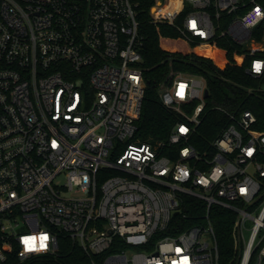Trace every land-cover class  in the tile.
<instances>
[{"label": "built area", "instance_id": "2783aa9c", "mask_svg": "<svg viewBox=\"0 0 264 264\" xmlns=\"http://www.w3.org/2000/svg\"><path fill=\"white\" fill-rule=\"evenodd\" d=\"M136 6L0 0V264L56 254L60 235L88 255L119 236L127 247L101 264H222L221 209L235 216L228 264H264L259 117L214 105L229 122L198 137L207 81L172 71L160 97L182 119L166 139L141 141L147 82ZM150 17L190 41L230 38L250 52L248 73L264 78L260 0H154Z\"/></svg>", "mask_w": 264, "mask_h": 264}, {"label": "trees", "instance_id": "16d2710c", "mask_svg": "<svg viewBox=\"0 0 264 264\" xmlns=\"http://www.w3.org/2000/svg\"><path fill=\"white\" fill-rule=\"evenodd\" d=\"M137 4L139 30L143 37L141 48L142 66L147 82L140 118L137 121V136L144 142L166 139L174 126L182 119L173 109L165 106L160 97L162 84L170 79L172 71L203 76L210 94L207 98L206 116L199 127L198 137L212 138L229 122L222 111L214 105L230 109H253L258 117V128L264 132V94L257 88L264 83L263 77L248 73L250 52L230 38L221 37L209 43L190 41L168 23L153 22L150 7L154 0H134ZM264 5V0H260ZM258 39L264 38V21L257 27ZM199 143V142H198ZM235 216L219 210L214 213L215 228L221 250L222 264H228L236 251L232 236ZM189 225H181L182 230ZM170 226L165 233L174 231ZM59 251L56 254L35 256L24 264H94L113 252L125 249L119 236L113 245L101 255H88L68 236L60 235Z\"/></svg>", "mask_w": 264, "mask_h": 264}, {"label": "snow or ice", "instance_id": "6c2138e0", "mask_svg": "<svg viewBox=\"0 0 264 264\" xmlns=\"http://www.w3.org/2000/svg\"><path fill=\"white\" fill-rule=\"evenodd\" d=\"M193 26H195V25H193ZM256 69H257V71H259V69H260V65H257V66H256ZM181 131L184 132V131H186V129H183V128H182ZM242 191H243V190H242ZM46 239H47L46 236H45V237H42V240H46ZM25 243L28 244L29 247H31V243H30L29 241H25ZM43 246H44V245L42 244L41 247H43Z\"/></svg>", "mask_w": 264, "mask_h": 264}, {"label": "rangeland", "instance_id": "374dc122", "mask_svg": "<svg viewBox=\"0 0 264 264\" xmlns=\"http://www.w3.org/2000/svg\"><path fill=\"white\" fill-rule=\"evenodd\" d=\"M261 44L264 45V42H262ZM261 44H258V43H257L255 46L257 47V46H260ZM246 236H247V237L249 236V231H246Z\"/></svg>", "mask_w": 264, "mask_h": 264}, {"label": "water", "instance_id": "95a60500", "mask_svg": "<svg viewBox=\"0 0 264 264\" xmlns=\"http://www.w3.org/2000/svg\"><path fill=\"white\" fill-rule=\"evenodd\" d=\"M208 92H209V90L207 89V90H206V95H208Z\"/></svg>", "mask_w": 264, "mask_h": 264}, {"label": "clouds", "instance_id": "9594fccd", "mask_svg": "<svg viewBox=\"0 0 264 264\" xmlns=\"http://www.w3.org/2000/svg\"><path fill=\"white\" fill-rule=\"evenodd\" d=\"M257 65H259V64H257ZM257 65H256V66H257Z\"/></svg>", "mask_w": 264, "mask_h": 264}]
</instances>
